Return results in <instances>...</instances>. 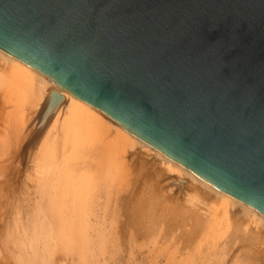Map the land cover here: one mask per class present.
Here are the masks:
<instances>
[{
	"label": "water",
	"instance_id": "95a60500",
	"mask_svg": "<svg viewBox=\"0 0 264 264\" xmlns=\"http://www.w3.org/2000/svg\"><path fill=\"white\" fill-rule=\"evenodd\" d=\"M0 50L264 215V0H0Z\"/></svg>",
	"mask_w": 264,
	"mask_h": 264
},
{
	"label": "rangeland",
	"instance_id": "374dc122",
	"mask_svg": "<svg viewBox=\"0 0 264 264\" xmlns=\"http://www.w3.org/2000/svg\"><path fill=\"white\" fill-rule=\"evenodd\" d=\"M1 69L10 75V67ZM35 89L19 94L0 84V264H264V245L254 223L231 219L204 191V204L213 202L210 209L204 212L203 201L194 206L195 200H187L195 195L187 178L180 184L176 172L139 145L119 150L113 132L102 142L70 139L69 150L64 146L56 153L73 163L92 159L85 163L91 167L84 174L88 182L74 206L79 211L91 206L88 222L93 223L65 225L63 201L41 192V174H24L16 193L10 192V180L3 176L9 170L6 140L19 128L20 116H35L45 102ZM89 144L98 148L94 154L86 152ZM51 160L58 162L44 155L41 167Z\"/></svg>",
	"mask_w": 264,
	"mask_h": 264
},
{
	"label": "bare ground",
	"instance_id": "6f19581e",
	"mask_svg": "<svg viewBox=\"0 0 264 264\" xmlns=\"http://www.w3.org/2000/svg\"><path fill=\"white\" fill-rule=\"evenodd\" d=\"M2 67H10V75L3 73V69H1ZM0 84L10 87L13 91L19 94L21 92H25L26 90H33L36 88L46 97L45 102L41 105L35 116H26V118L18 116L19 119L16 121L19 123V128L17 127L18 129H15V131H13V133L6 140L8 142V146L10 147V157L6 160L7 166L5 169L9 170L7 173L5 172L3 176H8V179L10 180L9 182L11 183L10 186L12 189L10 192L16 193L18 187L21 184V179L24 178V174L27 176L35 173L38 175L41 174V184L42 187L45 186L41 192L44 191L43 193L45 196L49 198L53 197L52 199L57 198V200L60 199V202L63 201L61 203L63 204L61 215L64 217L62 222H64L65 225H69L70 227H77L79 223L84 224L85 226V223L89 221L88 216L92 208L90 206V211L88 208H82L79 211L77 210V205L76 207L74 206V201L76 202V198L80 197L82 188L85 186L84 183L88 182V180H85L86 182H84L83 179H86L84 176V174H86L85 171L91 170V167L85 164L86 162L88 163L89 160L86 161V157H83L79 162H68V158L62 160L56 153H60V150L63 151L61 148H64V146L65 151L69 150L67 141L70 139L75 141V139L79 140L78 137H81L82 139L85 138L86 140L93 139L94 141L95 139L98 142H102L109 136L110 132H113L118 136L116 140L117 143H115L118 146H114H117L119 150L120 148H133L135 145H139L142 149L146 150V152L148 151L154 153L158 159H160V163L166 167V170L176 172L179 178L178 182L180 184H185L186 180L184 181L182 178H187L190 181L189 186L192 188V194H195V199H193L194 196L192 195V197L190 194L192 198H187V200H195L196 202H191L194 204V206L196 204L197 207V204H200V202L203 201L202 208L204 209V212L210 209V206L213 202L209 205L204 204L206 200L205 196L202 195V192L204 191V194H206L209 199H211L212 196L211 200H215V203H217L218 206L221 207L222 211L227 213L231 219L235 220L236 218H243L246 221L251 222V224L254 223V226L257 227L260 232L259 233L257 231L255 234H260L261 242L264 245L263 214L238 202L232 196L194 175L192 172L175 162L173 159L162 154L154 147L148 145L147 143L143 142L131 133L113 123L109 118L92 108L87 103L56 86L49 80L39 75L32 68L14 59L2 50H0ZM78 140L76 141L78 142ZM78 143L81 144V142ZM98 147L102 148V145ZM85 149L90 155L92 153L94 154L95 151L98 150V148H93L91 145L87 146ZM46 154L48 157L54 158L58 162L54 164V161L51 160V162H53L51 164L54 165L50 164L41 167L40 162L42 161V157ZM61 154L64 155L63 152ZM65 156H67V154ZM59 159L64 165H66L65 167H63V164L61 161H59ZM28 191L30 192V190ZM88 191L90 192V190ZM86 192H84L82 195H84ZM40 195L38 194V196ZM75 211L78 214H76V217L74 218ZM93 214H95V212ZM95 221L97 220L95 219ZM88 226L90 227L91 225ZM93 229H95V231L97 230L95 227ZM91 234L92 233L90 232V235ZM96 237H94V239ZM101 238L102 237H98L96 239L99 241ZM93 241L95 242V240ZM83 242H85L84 238Z\"/></svg>",
	"mask_w": 264,
	"mask_h": 264
}]
</instances>
